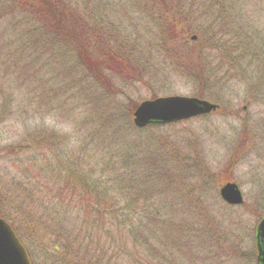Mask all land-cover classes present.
Here are the masks:
<instances>
[{"label": "rangeland", "instance_id": "374dc122", "mask_svg": "<svg viewBox=\"0 0 264 264\" xmlns=\"http://www.w3.org/2000/svg\"><path fill=\"white\" fill-rule=\"evenodd\" d=\"M242 1L237 0V6L232 0L214 2L212 9L218 5L223 11L224 29L220 27L216 33L219 41L215 48L193 45L204 56L201 63L185 58L178 47L168 54L158 51L152 36L159 30L146 12L150 4L147 0H96L88 9L93 8L100 30L116 38L121 53L133 59L135 69L125 78L117 72L106 73L112 88L110 96L119 106V123L130 149L135 148L143 157H154L156 163L164 165L165 176L172 182H158L157 197L147 204L167 207L161 212L164 227H159L163 243L159 250L162 257L170 254L174 264H256L255 227L264 217V8L262 3L257 7L252 0L246 4ZM199 2L193 6L197 10L187 13L185 25H191L192 30L199 26L197 17L204 9ZM211 21L200 20L205 26ZM241 25L248 41L228 40L237 36ZM197 35L194 33L193 41ZM190 38H186L187 44H191ZM43 45L46 55L41 58L35 57L42 53L33 50L32 45L25 49L27 58L19 55L22 59H10L4 54L8 57L5 61L0 56V216L17 230L33 264H84L75 258L78 252L82 256L88 251L83 243L69 251L50 240L51 233L58 232L78 236L79 242L82 232L77 234L74 227L79 224L77 209L81 200L66 196L51 202V197L61 180L55 168L65 163L67 155L75 154L83 134L95 132L102 136L95 126L84 129L81 122L85 113L68 120L63 104L66 102L68 108L69 104L81 106L103 89L89 79L74 56L72 60L64 56L51 58L52 47ZM18 46L14 43L13 48ZM12 50L7 48L3 53L10 55ZM174 55L180 57L174 59ZM21 67H25L22 75ZM196 70L200 74L204 71L209 80L193 79ZM138 73L140 78H129ZM168 95L199 96L219 106L213 113L173 125L133 126V107L143 100ZM85 156L89 167L98 159L110 160L108 167L112 170L103 175L101 182L112 191L109 179L115 171V155L90 149ZM225 182L237 185L243 205H230L220 198L219 188ZM26 188L27 195L22 199L36 202L43 195L45 206L32 213L19 209V199L13 196ZM119 202V206L125 203ZM40 209L49 214L40 216ZM61 210L66 215L60 216ZM87 229L94 240L98 232L94 227ZM128 234L126 230L121 233L125 245L131 241ZM105 239L106 246L110 245L106 235L100 236L98 243ZM112 250L110 245L103 256L90 257L92 264H123L125 260L121 263Z\"/></svg>", "mask_w": 264, "mask_h": 264}, {"label": "trees", "instance_id": "16d2710c", "mask_svg": "<svg viewBox=\"0 0 264 264\" xmlns=\"http://www.w3.org/2000/svg\"><path fill=\"white\" fill-rule=\"evenodd\" d=\"M147 1L150 4L146 6V12L159 30L157 34L152 36L154 46L158 51L162 54H168L172 48L178 47L184 52L183 56L188 60L198 63L204 61L203 54L197 48L195 49V44L206 47L213 45L215 48L217 40L219 41L215 37L216 33L220 27L221 31L224 29L221 21L224 16L222 9L218 8V5L214 10L212 9L216 0H201L204 9L200 14L201 17H197L199 21L197 25L199 26L193 30L191 25H185L188 23L187 13L190 14L197 10V8L193 9V6L200 3L199 0H186V3L182 0ZM232 1L236 6L239 3L237 0ZM248 1L243 0L241 3L246 4ZM252 1L257 7L262 3V8H264V0ZM95 3L96 0H0V27L3 25L0 30V56L5 61L8 57L12 59L14 56L18 60L27 58L25 49L31 45L33 50L38 49L42 53L35 57L41 58L44 54L46 55L45 51L43 52L44 42L52 47L49 51L51 58L60 57L62 59L64 56L67 60H72L74 56L76 63L86 72L89 79L103 89L102 92H98L89 100L84 101L81 106L69 104L70 108H68L66 102L63 104L68 120L74 121L76 116L80 118L81 114L85 113L86 115L81 122L86 126L84 129H89L88 125L95 126L102 136L100 134L95 135V132L83 134L82 139L74 149L75 154L71 153V157L67 155L66 164L63 163L64 166H62L63 164L60 163L55 168L57 170L56 176L61 180L58 182L60 187L57 195L54 194L51 197V202L59 201L66 196L67 198L75 196L81 200L82 205L77 209L79 224L74 227V230L77 234L79 231L82 232V237L78 242V236L52 232L50 240L59 242L62 249L69 251L74 246L83 243L88 251L82 256L78 252L75 254V258L77 260L82 259L83 262L85 261L84 264H92L94 260L90 257L106 254L110 245L115 256L120 257V262L123 263V259L125 260L123 264L127 262L128 264H174L170 254L162 257L159 250L163 244L160 241L161 230L159 227L160 225L164 227L161 212L167 207H157L155 203L154 205L147 204L157 197L155 186L158 182L165 184L172 182L165 176L164 165L156 163L152 156L143 157L142 153L135 148L130 149L125 129L122 132L119 123L121 120L119 118V106L118 104L115 105V99H111L112 88L106 73L113 75L117 72L125 78L135 68L132 65L133 59L121 53L116 38L113 39L108 32L100 30L99 23L92 13L93 8L88 10L91 7L90 4L94 6ZM99 5L102 8H107V5L100 3ZM205 18H210L211 24L203 25L201 22ZM234 20L232 19L231 22ZM5 24L8 28L5 27ZM242 30L243 25H241L237 36L228 40L239 41L240 39L247 42V37L241 33ZM194 33H198L196 40H191V44H187L186 38H190ZM226 34L228 33H222L223 36ZM203 37L204 39H202ZM14 43H18L19 46L13 48ZM225 45L226 43H224ZM4 48L5 50L7 48L13 50L9 55L3 53ZM16 50L19 51L18 55H16ZM19 55L23 57L21 58ZM166 55L165 59H167ZM179 57V55H174V59ZM4 62H1L2 65ZM176 65L180 67V62L177 61ZM20 69L22 75L25 72V67ZM129 78H140V74ZM202 78L209 80V77H205L204 71L200 74L196 70L193 79ZM93 104L92 109L89 108ZM133 109L134 107L130 110L131 113ZM160 126L154 124L149 127ZM90 149L91 151L115 155L113 156L116 161L115 171L109 179L112 181V191L106 189L104 182H101L103 175L108 170H112L108 167L110 160L98 159L95 163L90 164V167L87 166L85 155ZM132 152L136 155H131ZM138 157L141 159L137 161ZM79 159L80 162L78 163ZM130 161L131 163H128ZM85 167L90 169L86 170ZM95 175H97L96 178H94ZM114 184L115 186H113ZM30 190L34 191L32 187ZM135 191L137 193H134ZM22 195H27V188L21 194L13 197L16 196L19 199L18 207L26 213L35 212L39 206H45V200H42L43 195L38 196L36 202L29 198L22 199ZM119 199L125 203L119 206L117 204ZM40 210V216L43 213L49 214L44 209ZM56 214L59 213L56 212ZM62 214L66 215V211L60 212V216ZM30 223L33 225L32 221ZM92 227L98 232L94 240L91 238L92 234H89L90 229H87H92ZM110 227L114 228L111 229ZM123 230H126L129 233L128 236L131 237L128 245L122 243L121 233ZM104 235L108 236L110 245L107 243L106 246V239L98 243L100 236ZM106 264L112 263L106 261Z\"/></svg>", "mask_w": 264, "mask_h": 264}, {"label": "water", "instance_id": "95a60500", "mask_svg": "<svg viewBox=\"0 0 264 264\" xmlns=\"http://www.w3.org/2000/svg\"><path fill=\"white\" fill-rule=\"evenodd\" d=\"M216 104L195 97L167 96L142 101L133 112V124L143 128L151 123H170L208 114ZM221 198L229 204H241V193L234 183L220 186ZM257 264H264V217L256 226ZM0 264H30L25 249L11 227L0 218Z\"/></svg>", "mask_w": 264, "mask_h": 264}]
</instances>
